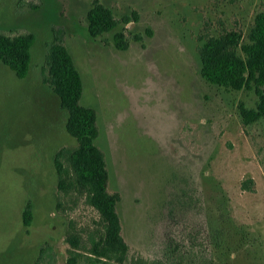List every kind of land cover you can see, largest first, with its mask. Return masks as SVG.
<instances>
[{
	"label": "rangeland",
	"instance_id": "374dc122",
	"mask_svg": "<svg viewBox=\"0 0 264 264\" xmlns=\"http://www.w3.org/2000/svg\"><path fill=\"white\" fill-rule=\"evenodd\" d=\"M94 1L0 0V31L36 37L26 78L0 63V264L111 262L91 254L105 223L63 157L60 187L57 153L78 141L45 81L55 37L82 75V104L97 113L124 264H264V117L246 124L240 108L258 96L207 82L199 57L210 36L246 40L264 0H98L118 20L136 15L120 25L126 50L115 31L90 35Z\"/></svg>",
	"mask_w": 264,
	"mask_h": 264
},
{
	"label": "trees",
	"instance_id": "16d2710c",
	"mask_svg": "<svg viewBox=\"0 0 264 264\" xmlns=\"http://www.w3.org/2000/svg\"><path fill=\"white\" fill-rule=\"evenodd\" d=\"M135 19L136 15L132 20L130 17L118 20L111 8L95 0L87 15L88 30L92 37L115 31V46L126 50L129 46L127 29H122L120 25H127ZM119 27L121 29L117 30ZM35 41L33 33L10 35L0 31V63L9 67L19 79L26 78L31 68ZM199 57L201 75L207 82L235 90H254L258 96L256 107H240L244 123L251 124L264 117V11L256 14L246 40L235 31L220 37L210 36L202 40ZM45 73V81L59 97L61 108L68 112L66 128L78 141V147L63 148L57 153L55 164L60 187L66 188L69 177L63 157L71 164L76 178L75 185L88 190L89 203L98 210L105 223L102 244H98L90 253L109 259V264H124L129 248L121 234V221L117 211L120 196L108 191L109 171L106 159L96 144L100 134L97 113L93 107L82 104L83 78L71 52L60 37H55L49 46ZM252 184L253 181L249 180L243 183V187L250 190ZM31 207L28 203L23 213L26 226L32 221ZM72 239L76 246V238ZM71 261L76 262L75 258H71Z\"/></svg>",
	"mask_w": 264,
	"mask_h": 264
}]
</instances>
